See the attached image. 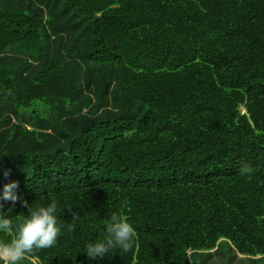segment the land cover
Masks as SVG:
<instances>
[{"label":"trees","instance_id":"trees-1","mask_svg":"<svg viewBox=\"0 0 264 264\" xmlns=\"http://www.w3.org/2000/svg\"><path fill=\"white\" fill-rule=\"evenodd\" d=\"M12 181L0 214L54 199L72 226L29 264L263 258L264 0H0V189ZM114 212L133 250L89 259Z\"/></svg>","mask_w":264,"mask_h":264},{"label":"clouds","instance_id":"clouds-1","mask_svg":"<svg viewBox=\"0 0 264 264\" xmlns=\"http://www.w3.org/2000/svg\"><path fill=\"white\" fill-rule=\"evenodd\" d=\"M241 171L244 174L251 169L245 166ZM17 188L16 181L3 185L0 200L15 204L19 199ZM22 203L27 208V214L18 223L14 224L10 218L0 214V233H13L11 239L0 240V264H21L35 251L54 247L62 231L72 230L71 225L60 223L56 200L47 203ZM136 238V229L129 218L123 213L114 212L105 223L101 238L88 242L84 252L92 260L103 259L113 250L128 253L133 250Z\"/></svg>","mask_w":264,"mask_h":264},{"label":"rangeland","instance_id":"rangeland-1","mask_svg":"<svg viewBox=\"0 0 264 264\" xmlns=\"http://www.w3.org/2000/svg\"><path fill=\"white\" fill-rule=\"evenodd\" d=\"M211 257L206 264H264V257L260 256L247 257L237 252L222 251L221 253L212 252ZM33 264H37L36 260L31 259ZM21 264H29L24 260Z\"/></svg>","mask_w":264,"mask_h":264}]
</instances>
